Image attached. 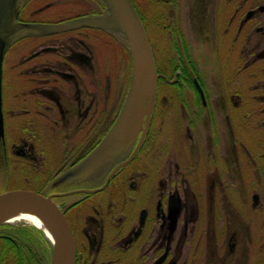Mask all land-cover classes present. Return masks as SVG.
<instances>
[{
  "label": "flooded vegetation",
  "instance_id": "af4514ba",
  "mask_svg": "<svg viewBox=\"0 0 264 264\" xmlns=\"http://www.w3.org/2000/svg\"><path fill=\"white\" fill-rule=\"evenodd\" d=\"M53 2L30 14L47 13ZM71 2L87 7L67 22L24 23L35 33L20 40L39 46L24 49L29 58L19 63L35 79L7 75L34 85L35 99L8 103L2 73L0 165L11 154L25 190L52 196L65 211L76 264H264V0H151L150 19L132 0L172 59H156V98L142 106L137 128L124 30L114 18L116 25L97 29L109 36L107 52L115 44L128 55L114 83L108 64L98 75L92 56L99 45L90 31L99 27L88 6L106 1ZM60 32H67L61 42ZM9 60L6 50L3 70ZM250 68L258 80L236 85L237 72ZM20 102L31 103L17 111ZM9 117L17 138L6 133ZM251 132L255 145L241 135Z\"/></svg>",
  "mask_w": 264,
  "mask_h": 264
},
{
  "label": "rangeland",
  "instance_id": "374dc122",
  "mask_svg": "<svg viewBox=\"0 0 264 264\" xmlns=\"http://www.w3.org/2000/svg\"><path fill=\"white\" fill-rule=\"evenodd\" d=\"M54 1L59 2V4H55L53 2L52 5L50 4L51 7L48 10H46L47 13H42L41 15L40 14L31 15L30 12L37 11L38 10L37 8L39 7L47 6L48 3L51 2V0H9L7 6L4 9L2 37L4 38V40H6L7 54H8V57L10 58L8 68L5 65L4 70H3L4 77H5V80H4L5 85L8 86L9 82L11 85V87L9 86V88H6L5 95H4L5 98L8 99V103L15 101L14 100L15 98L19 99L18 101H20L25 96H28L32 100L35 99V96L33 95L34 88H35L34 85L31 84L27 86V84L25 83L24 86H21L22 85L21 82L18 85V83H16L14 78H12V80L10 81V78L8 77V75H11V76L14 75L16 78H19L20 76L21 81L23 79L27 80L28 78L30 80L35 79V75L33 74L25 76V73H26L25 68L27 65L19 63L20 60L29 58L28 50L38 49V46H39V42L31 41L29 40L30 38L28 37L26 39L29 40L30 42L27 44L26 47H25L24 40L23 39L20 40V38H23L25 36L35 33V31L32 28H28L26 25H24V23L39 22V21L45 20V18L47 17L49 18L51 17L52 19H54V22H57L58 20H62V19L64 22H67L68 19L75 17L79 12H81L82 9H84L83 7H87L86 5H83L82 3H72L71 1L73 0H54ZM105 1L107 4L102 9H101V6H96V7L88 6L89 7L88 9H90V13H92L90 15L94 14V17L91 18V21H92L91 23L99 27V28L91 29L90 31L91 38H94V37L97 38L96 46L99 45L97 51L95 50V53L92 56L94 58L96 67L99 70L98 75L100 74V72H104L105 66L106 64H108L107 66L108 70L112 74L111 80H113V82L116 83V81L119 80L118 77L120 74V70H122L124 66L128 64V61L126 62V60L128 59V55L123 49H121V46L117 47V45L113 44L112 52H107V50H105L106 47L103 46L104 45L103 43L105 42L104 40L106 38L108 39L109 36H105L106 32H103L105 33L104 35L100 34L101 31H98L97 29L108 30L111 22L113 25H116L115 22H113V18L117 21V19L115 18V11H114L112 4L110 3L109 0H105ZM135 1H136L138 8L143 11V14L146 16V18L150 19L149 1L151 0H135ZM175 1H182V0H175ZM69 10H72V13L69 14L68 13ZM52 12L53 14L51 15ZM97 12H101V15L97 16L96 14ZM139 13L141 12L139 11ZM158 13L164 14V10L160 6L158 7ZM98 22L102 24H99ZM143 22H144L145 28H147L146 30H147V34H148L151 46L154 51L155 60L157 59L158 62H163L166 58H168V60H172L170 55L164 58V53L162 52V49L164 46L163 37L160 35H157V33L154 31H150V29H152L150 26V22H149V28L146 25V22L145 21ZM28 25L32 26L34 25V23H29ZM117 29L118 30H116L117 32H115V35L121 41L122 46L126 48L127 42L124 39L125 34L123 30H121L119 27ZM66 35H67V32H60V35H59L60 42L65 39ZM122 39H124V41ZM105 46L107 45L105 44ZM24 49L27 50L28 52H26ZM229 59H232V58L230 57ZM237 60L240 61L239 56H234L233 64H238L239 62L238 63L235 62ZM248 62L250 65L251 64H254L255 66L262 65V62L257 61L253 63L249 60V58H246V60L243 62V58H242V64H247ZM255 70L257 71L258 69L256 68L248 69V72L246 75L242 71L237 72V78H236L235 84L237 85L240 82L243 84L244 83L252 84L253 82H256L258 79L255 78L256 77ZM215 71L217 70L215 69ZM7 72H8V75H7ZM133 72H134V67L132 69V73ZM215 74L216 73H214V75ZM123 80L124 79H121V81ZM167 90L170 91L171 88L168 87ZM29 103L31 102H20V105H16L17 111H19V107H24L25 105ZM10 120L11 118L9 117L8 118V128H6V133L11 138H17L13 135V132H12V129L14 128L15 125ZM22 123H23V120H22ZM241 135L246 136L244 137V139L247 144H252V145L257 144V141H258L257 132H251L250 135H247V134H241ZM0 140L2 139L0 138ZM18 172H19V162L15 160V157H13L10 154L8 166L3 167L0 165V194L7 192V191L26 189V186L23 185V182H21L18 178L19 177ZM6 226H10V225H5V224L0 225V228L6 227ZM12 227L21 228L25 230H32V229L37 230L35 227L31 225H26V224L13 225ZM48 243H50V247L53 250L51 242H48Z\"/></svg>",
  "mask_w": 264,
  "mask_h": 264
},
{
  "label": "water",
  "instance_id": "95a60500",
  "mask_svg": "<svg viewBox=\"0 0 264 264\" xmlns=\"http://www.w3.org/2000/svg\"><path fill=\"white\" fill-rule=\"evenodd\" d=\"M109 1L114 8L115 18L124 30L131 48L134 65V97L138 107L135 112L134 125L137 128L145 113V110L141 109L142 106L149 102V107L151 108L156 98L160 76L157 73L154 52L146 29L132 1ZM8 2L9 0H0V136L4 132L2 73L6 50V41L2 37V25L4 9ZM262 10H264V7ZM69 29L72 30L74 28ZM149 107L147 108L148 112L151 111ZM18 211H30L43 218L50 226L54 236V242H51L53 247L52 264H76V245L71 228L66 219L65 211H62L56 205L52 196L47 197L29 190H13L1 193L0 219L6 214Z\"/></svg>",
  "mask_w": 264,
  "mask_h": 264
},
{
  "label": "trees",
  "instance_id": "16d2710c",
  "mask_svg": "<svg viewBox=\"0 0 264 264\" xmlns=\"http://www.w3.org/2000/svg\"><path fill=\"white\" fill-rule=\"evenodd\" d=\"M188 58L194 66L192 57ZM0 240L3 249L0 264H5L4 261L24 264V259L25 264H48L51 260L49 243L38 230H25L12 226L2 227L0 228Z\"/></svg>",
  "mask_w": 264,
  "mask_h": 264
},
{
  "label": "bare ground",
  "instance_id": "6f19581e",
  "mask_svg": "<svg viewBox=\"0 0 264 264\" xmlns=\"http://www.w3.org/2000/svg\"><path fill=\"white\" fill-rule=\"evenodd\" d=\"M0 224L18 225L26 224L39 228L50 241L54 242V236L48 223L40 216L30 211H18L1 217Z\"/></svg>",
  "mask_w": 264,
  "mask_h": 264
}]
</instances>
